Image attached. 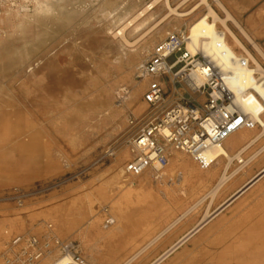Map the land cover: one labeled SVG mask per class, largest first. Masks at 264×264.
<instances>
[{"label": "rangeland", "instance_id": "1", "mask_svg": "<svg viewBox=\"0 0 264 264\" xmlns=\"http://www.w3.org/2000/svg\"><path fill=\"white\" fill-rule=\"evenodd\" d=\"M150 1L67 0L54 4L52 14L18 31L14 37H3L6 40L0 63V264L15 236L36 235L45 241L48 233L77 241L89 264H124L136 254L139 255L129 264H152L208 213L216 214L159 264H186L189 260L193 264H220L217 253L222 248L212 246L213 239L235 232L251 217L254 222L258 220V213L264 209V176L223 209L219 208L264 168V160L259 157L245 165L242 171L248 172L242 181L225 191L226 185L213 201L208 194L215 182L191 178L182 183L178 175H162L171 170L180 172L175 151L160 172L148 169L136 176L125 170L134 157V128L130 120L139 125L162 114V107L145 99L149 81L138 89L145 80L138 75L140 65L169 33L187 34L191 24L207 12L202 4L186 14L201 0L186 4H182L183 0H170L177 12H171L165 0H161L146 16L142 29L127 34L131 44L123 43L115 35L118 28ZM221 1L264 49V0ZM209 3L226 18L216 0ZM228 25L246 41L264 67V58L255 46L234 22L228 21ZM223 29L218 23V30ZM145 33L148 36L138 41ZM177 57L178 53L170 61ZM166 77L169 81L164 83L165 108L179 98L178 91L187 94L182 83H177L175 90L172 76ZM111 90L114 106L121 114L114 124L101 127L98 119L110 106ZM263 144L264 137L243 154V163L235 160L233 168L246 163ZM126 147L129 156L119 159ZM238 150L231 152L234 155ZM182 154L200 167L190 154ZM147 171L154 174L151 183L134 190L152 191L159 196V203L142 218L135 211L119 236L96 237V231L88 229L92 221L99 218L97 229L105 232L117 226L115 204L129 188L125 180L139 181ZM103 187L106 191H101ZM167 189L171 191L170 197L166 195ZM105 207L116 219V224L109 228L103 225ZM191 208L165 235L143 250L159 231ZM79 211L83 215L75 216ZM239 258L241 255L232 256L227 264H237Z\"/></svg>", "mask_w": 264, "mask_h": 264}, {"label": "bare ground", "instance_id": "2", "mask_svg": "<svg viewBox=\"0 0 264 264\" xmlns=\"http://www.w3.org/2000/svg\"><path fill=\"white\" fill-rule=\"evenodd\" d=\"M67 0H21L20 4L17 1L9 3L8 0H0V63L1 53L5 43L3 37L12 38L18 31L24 30L30 24L39 19L46 17L54 12V4L63 3ZM190 0H183L182 4H186ZM220 8L226 13V18H223L216 9L209 3V0H201L188 14L196 11L202 4L207 7V12L194 21L189 30L188 35V48L193 52L203 51L208 56H211L225 67L230 66L229 60L243 56L248 58L251 63L255 64L259 70H261L262 64L249 50L246 41L238 36L228 25V21H232L241 30L246 40L251 42L258 50L260 55L264 58V49L261 47L256 40L246 31V29L239 23L229 12L227 7L221 0H216ZM161 0H151L144 8L138 10L136 14L128 18L117 30L116 36L119 37L123 43L131 44L128 40L127 34L142 29L147 15L150 11L154 10ZM165 5L170 9L171 12H177L176 8L171 5L170 0H165ZM185 14V15H186ZM218 23H220L224 29L222 34L219 33ZM252 23V21H251ZM150 33V32H149ZM148 33L141 34L138 41L145 39ZM146 46V45H145ZM143 45V47H145ZM141 46V48H143ZM137 55H140L137 51ZM235 77L230 81L233 88L236 89L237 102L242 104L245 110L251 115V117L258 123L254 128L242 127L231 136H229L223 144L214 146L203 153V159L207 164V167L197 166L189 157L182 154V151L177 152L175 158L181 168L177 174L175 171H167L162 173L163 176L171 175L177 176L182 183H188L191 178H201L205 180H211L215 182L208 195H210L212 201L219 195L222 189L225 191L229 188L234 187L237 183L244 179V176L248 171H242L245 165L259 157V160H264V144L256 151V153L250 157V159L243 165L233 168L235 160L238 163L245 161L243 154L262 137H264V84L253 79V69L246 67L243 63H240L234 67ZM198 84H203L205 79L202 76H195L194 78ZM147 83V79L141 81L138 89H143ZM239 87V88H238ZM254 88L260 97L252 92H243ZM114 92L111 90L109 93V104L110 106L102 111L101 117L98 119L99 125L107 126L117 122L118 117L121 114V110L114 106L113 102ZM239 149L236 154H232V150ZM130 154L129 149L126 147L121 151L119 159L127 158ZM224 164V166H223ZM223 169L221 170V167ZM264 168L255 176L263 174ZM121 173V171H120ZM180 174V175H179ZM152 176L147 171L143 174L139 181L134 179H127L126 184L129 186L119 200L115 204L117 210V218L119 223L110 231H101L97 229L99 218L94 219L89 226V230L96 231V237H104L112 239L119 236L123 231L127 229L129 222L132 220V214L137 211L139 217H143L147 211L151 209L153 205L159 203V196L155 195L152 191L146 190H134L141 186L145 187L151 183ZM264 175L258 180L251 184L246 190L258 182ZM251 178L245 185L251 183L255 178ZM242 186L241 188H243ZM239 188L235 191L221 206L220 210L227 206L230 201L238 198L241 194L233 198L236 193L240 191ZM106 191L103 189L101 191ZM245 190V191H246ZM244 191V192H245ZM243 192V193H244ZM167 197H170L171 191L166 190ZM187 210L177 221L170 224L168 227L159 231L152 239L149 240L147 245L143 248L145 250L163 235H165L169 229H171L182 217L186 216L190 211ZM48 211H43L47 215ZM84 212L79 211L75 216L80 217ZM214 214H207L204 220L186 232L176 243L172 244L170 248L163 253L158 259L152 264H159L183 245L190 237L195 233L199 232L207 222L214 217ZM259 215V216H258ZM258 220L254 222V218L247 219L235 232L228 235H222L213 239L211 245L219 246L222 249L217 253L219 256L218 262L220 264H227L232 259V256L241 255V258L237 260V264H264V209L258 213ZM139 218V219H141ZM52 232V231H48ZM47 232V233H48ZM50 234V233H48ZM139 254L134 255L128 259L124 264H129ZM59 256L58 252H54L51 256L44 259V263L53 264L55 258ZM186 264H193L192 260H189Z\"/></svg>", "mask_w": 264, "mask_h": 264}, {"label": "built area", "instance_id": "3", "mask_svg": "<svg viewBox=\"0 0 264 264\" xmlns=\"http://www.w3.org/2000/svg\"><path fill=\"white\" fill-rule=\"evenodd\" d=\"M177 53L178 57L171 62ZM240 63L252 68L253 79L264 84V67L259 70L248 58H231L230 66L225 67L203 51L193 53L188 48L186 33L171 32L160 41L150 58L140 65L138 75L149 81L146 101L162 107V114L139 125L130 120L134 128L131 139L134 157L126 164V172L136 176L148 169L160 172L169 164L174 151L186 152L207 167L209 164L202 156L205 151L223 144L242 127L254 128L258 123L237 102L236 89L230 84L235 77L234 67ZM167 75L172 76L175 90L177 83H182L187 94L178 91L179 98L165 108L166 90L161 78ZM195 76H202L204 83L198 84ZM247 92L260 97L254 88L243 93ZM104 212V227L115 225L116 219L108 207ZM55 250L59 256L53 264H89L77 241L51 234L45 241L36 235L15 236L1 264H43Z\"/></svg>", "mask_w": 264, "mask_h": 264}, {"label": "water", "instance_id": "4", "mask_svg": "<svg viewBox=\"0 0 264 264\" xmlns=\"http://www.w3.org/2000/svg\"><path fill=\"white\" fill-rule=\"evenodd\" d=\"M264 172V171H263ZM262 175H264V173L263 174H259L257 177H255L252 181H251V183L250 184H248V185H245L243 188H241L240 189V191L238 192V193H236L235 195H234V197L233 198H235V197H237L239 194H242L251 184H253L256 180H258ZM238 194V195H237Z\"/></svg>", "mask_w": 264, "mask_h": 264}, {"label": "crops", "instance_id": "5", "mask_svg": "<svg viewBox=\"0 0 264 264\" xmlns=\"http://www.w3.org/2000/svg\"><path fill=\"white\" fill-rule=\"evenodd\" d=\"M161 81H162L163 83H166V81H169V78L166 77V76H165V77H162V78H161Z\"/></svg>", "mask_w": 264, "mask_h": 264}]
</instances>
